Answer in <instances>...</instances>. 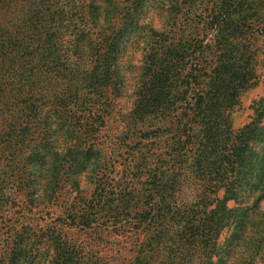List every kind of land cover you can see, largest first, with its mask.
Returning a JSON list of instances; mask_svg holds the SVG:
<instances>
[{
	"label": "trees",
	"instance_id": "1",
	"mask_svg": "<svg viewBox=\"0 0 264 264\" xmlns=\"http://www.w3.org/2000/svg\"><path fill=\"white\" fill-rule=\"evenodd\" d=\"M145 1L0 0V107L6 111L17 106L33 108L44 98L43 91L50 89L54 107L64 108L86 92L99 109L108 110L109 95L120 96L124 49L133 30L140 27ZM167 1V29L158 31L151 24L142 27L149 32L148 49L134 88L132 116L138 120L153 111L185 105L181 139L193 147L190 172L202 184H197L190 208L165 212L171 213L178 230L163 241L170 242L162 249L163 258L161 248L154 251L149 246L150 252L133 264H174L177 252L181 264H264V94L252 104L251 121L235 136L228 113L255 77L254 42L264 31V0H213L205 8L208 21L202 28L214 33L213 49L218 55L217 66L209 74L207 69L197 73L204 38L199 34L174 37L173 18L189 14L201 0ZM231 39L236 40L237 49L230 45ZM6 125L0 144L10 140L15 126L22 135L15 138L14 149L8 150L14 155L8 163H14L15 169L9 179L11 188H3L5 181L0 182V213L5 206L18 207V214L9 217L12 222L8 220L1 229L5 238L0 243V264H106L100 258L80 259L76 248L56 239L52 229L41 228L39 235L23 224L34 206L42 207L52 197L60 182L45 178L53 131L46 120L39 126L42 136L32 141L22 122L6 120ZM4 143L3 155L8 147ZM88 153L92 151H81L85 157L71 161V169H86L91 160ZM62 160L56 161V169H62ZM99 160L94 163L96 188ZM68 181L78 190L76 180ZM229 202L234 205L229 207ZM76 216L55 221L66 224L67 219L74 226L77 221L82 226L90 222ZM224 231L228 236L220 242Z\"/></svg>",
	"mask_w": 264,
	"mask_h": 264
},
{
	"label": "rangeland",
	"instance_id": "2",
	"mask_svg": "<svg viewBox=\"0 0 264 264\" xmlns=\"http://www.w3.org/2000/svg\"><path fill=\"white\" fill-rule=\"evenodd\" d=\"M114 1L119 3L124 0ZM212 1L201 0L189 14H179L173 18L175 39L194 38L196 34L204 38V54L199 57L197 73L199 69H207L209 74L217 66L218 55L213 49L214 33L205 32L202 28L208 21L204 10ZM167 2H144L140 10V27L133 30L124 49V83L120 96L114 99L113 94L109 93L112 95H109L111 103L108 110L99 109L98 104L91 100L93 96L86 92L64 108L54 107L55 100L50 89L43 91L44 98L39 99L33 108L20 106L16 109L17 106L6 111L0 107V132L7 129V125L3 127L6 120L22 122L32 141L42 136L39 126L46 120L50 129L56 131L52 132L50 139L52 149L45 178L47 182L57 178L59 185L52 197L45 199L42 207L32 208V213L26 215L23 224H29L39 235L41 228L47 231L52 229L56 239L68 241L76 248L77 256L85 261L93 257L103 259L106 264H133L138 256L150 252L149 246L154 251L161 248L160 257L163 258L164 245L170 246V242L163 241L178 230L170 218L171 213L165 212L190 208L197 194V184H202L196 181L198 176L190 172L193 147L185 146L181 139L182 127L186 122L182 115L185 105L153 111L138 120L132 116L136 102L134 88L148 49L149 32L142 27L151 24L158 31L166 30L168 15L164 8L166 10ZM162 4L164 7L160 8ZM257 36L254 42L255 77L249 79L248 88L240 93L237 104L228 112L234 136L251 121L252 104L264 94V31ZM235 44L236 40L231 39L230 45L237 49ZM190 62H195V59ZM3 98L11 102L5 96ZM41 104H45V107ZM102 111L107 112L105 117ZM11 131L10 140L4 139L0 144V182L5 181L3 188L6 189L11 188L9 179L15 170L14 163L8 164L14 161V155L8 150L14 149L15 138L22 135L17 126ZM3 142L8 146L4 155L1 154ZM21 143L23 146L27 144L24 139ZM87 150L92 151L88 153V158H91L88 167L71 169L74 160L85 157L81 151ZM59 159H63L61 170L56 169ZM99 159L102 165L98 172L99 186L96 188L98 182L95 181L94 163ZM92 177L93 184L90 182ZM66 178L76 180L80 184L78 190L72 189ZM47 195L50 196L49 192ZM233 205L232 202L228 203L229 207ZM16 214L18 207L9 206H5L0 213V243L5 238L1 235V229L5 228L9 217ZM73 214L77 215V219L84 217L90 222L82 226L77 221V226H74L67 219L66 224L55 221L56 218ZM138 214L144 218L138 219ZM227 236L228 232L224 231L219 241L223 242ZM173 260L174 264H181V254L177 252Z\"/></svg>",
	"mask_w": 264,
	"mask_h": 264
}]
</instances>
